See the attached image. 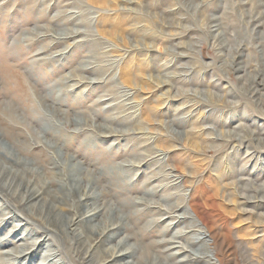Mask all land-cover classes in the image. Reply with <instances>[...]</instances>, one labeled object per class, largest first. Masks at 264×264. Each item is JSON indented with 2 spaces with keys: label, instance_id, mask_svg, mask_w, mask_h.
<instances>
[{
  "label": "rangeland",
  "instance_id": "obj_1",
  "mask_svg": "<svg viewBox=\"0 0 264 264\" xmlns=\"http://www.w3.org/2000/svg\"><path fill=\"white\" fill-rule=\"evenodd\" d=\"M262 2L0 0V66L7 54L5 63L10 66L2 75L7 73L10 79L0 87L13 98L26 85L32 91L27 82L21 86L20 81L41 77L43 90L59 89L56 101L69 105L73 116H85L89 125L107 123L129 129L127 134L105 139L94 126L81 132H73L78 129L73 125L65 126L73 146L63 153L75 151L78 159L98 166L121 164L125 182L139 188L129 192L130 196L142 195L148 176H154L151 185L159 193L149 196L152 201L170 192H189V187L181 184L164 186L168 164L179 158L186 183L205 189V208L227 235L232 264H264V217L240 201L241 194L247 192L245 187L251 188L253 182L264 184V135L249 136V141L242 143L226 140V133L233 131L237 137L248 130L264 131V84L253 81L264 80V16L254 20ZM69 14L79 15L74 21L80 24L65 22ZM79 27L85 34L82 37L57 41V33ZM81 39L85 41L79 44ZM85 64L93 69L82 70ZM124 74H131L132 80L125 81ZM83 76L99 82L79 83ZM68 77L73 80L64 82ZM254 86L260 89L258 93ZM8 97L5 100H11ZM129 116L133 120H126ZM221 134L225 139L214 138ZM162 146L167 147V156L159 149ZM35 152L44 155L41 148L33 149ZM140 158L138 166L129 164L139 163ZM41 177L37 180L40 186L50 174ZM23 192V185L7 196L0 190V205L7 208L1 216L6 212L18 216L0 226V236L12 232L18 220L27 222L38 239L52 236L61 244L58 252L63 253L66 264H77L73 245L61 234L42 232L46 229L40 217L23 216L15 201ZM169 203L162 201L163 208ZM257 210L264 212V207ZM160 216V209L154 208L142 223ZM163 226L157 224L142 241L159 238ZM47 243L43 241L29 263L38 264ZM6 263L15 264L14 259ZM22 263L28 264L25 259Z\"/></svg>",
  "mask_w": 264,
  "mask_h": 264
},
{
  "label": "bare ground",
  "instance_id": "obj_2",
  "mask_svg": "<svg viewBox=\"0 0 264 264\" xmlns=\"http://www.w3.org/2000/svg\"><path fill=\"white\" fill-rule=\"evenodd\" d=\"M261 6L263 8L254 20L258 21L264 16V2ZM67 18L65 22L80 24L75 22L79 15L73 14ZM102 32L107 33V29L102 28ZM83 35L84 31L79 27L68 28L54 36L57 41L64 42L69 38L74 39ZM84 41L81 39L77 42L80 44ZM8 58V54L5 55L0 66V86L2 83L7 85L10 79L7 73L2 76L10 68L5 63ZM91 69H93L91 64L82 67V70ZM123 76L125 81L132 80L131 74ZM85 78L87 77H81L79 83L99 82ZM72 80L68 77L64 82ZM253 81L256 84H264L261 83L263 79L257 82L255 78ZM25 82L32 91L26 85L27 88L13 95V98L7 96L8 91L4 87H0V190L7 196L15 194V188L23 185L24 192L19 197L16 196L18 200H15L23 216L33 220L36 216L40 217L44 224L43 228L46 229L41 230L42 232L61 234L65 242L73 245L74 260L77 264H232L227 235L222 232L213 213L205 208L207 205L205 189L187 184V176L181 171L179 158L175 157L173 164H168L169 170L163 174L168 183L164 186L170 188L181 184L189 187V192H170L160 195L157 201H152L149 196H158L159 193L158 189L151 185L154 176H148L145 181L147 185L140 190L142 195L130 196L129 192L139 191V188L125 182L127 175L123 173L124 167L121 164L98 166L97 162L96 164L90 162L91 160L87 162L78 159L79 154L76 155L75 151L63 153L64 149L70 150L73 146V140L68 139L71 134H67L65 126L73 125L74 128H78L73 132H77L76 130L81 132L87 126H94L100 132L98 136L105 139L117 134H127L130 130H120L107 123L89 125L85 116H73L69 105L56 101L59 89L54 87L49 91L46 88V91L43 90L41 77L28 76L26 80L20 81L21 86H24ZM256 87L254 86V92L258 93L260 89ZM7 97L9 99L11 97V100H5ZM109 106L111 105H106V108ZM129 117L130 119L126 120L134 118ZM135 129L146 130L141 127ZM237 134L235 131L226 133L228 137L226 140L248 142L249 136H263L264 131L248 130L239 137ZM214 138L225 139L222 134ZM257 140L260 142L262 139ZM165 147L159 149L167 156ZM36 148H41L44 155L32 153ZM147 150L150 152L151 147ZM142 159H139V163L133 161L134 163L129 164L138 166ZM155 160L161 163V160ZM108 161L110 160L107 158L106 162ZM44 174H50V177L40 186L37 180ZM253 183L251 188L245 187L247 192L241 194L240 201L242 205H251V208L253 206V211H249L262 218L264 212L260 210L255 212L254 209L264 207V184ZM162 201L170 202L168 208H163ZM154 208L160 209L161 216L142 223ZM6 209L0 205V212ZM246 211L248 212L247 209ZM16 217H18L16 214L9 212L3 216L0 214V226ZM18 221L14 223L16 228L12 232L0 236V264H7L6 261L9 259H14L15 264H19L22 259L28 264H33L29 261L40 252L44 240L48 242L46 245L48 247L38 264H66L63 253L58 252L61 250L60 243L55 242L52 236L38 239V234L29 230L27 222ZM160 223L164 226L158 230L159 238L143 242V238L149 235L150 230ZM23 229L25 231L20 235L19 231ZM123 232L125 234L120 236Z\"/></svg>",
  "mask_w": 264,
  "mask_h": 264
}]
</instances>
